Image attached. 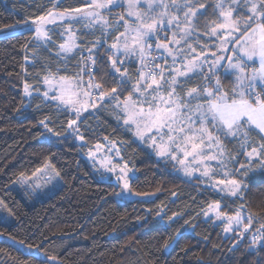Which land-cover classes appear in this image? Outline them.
<instances>
[{
    "label": "trees",
    "instance_id": "obj_1",
    "mask_svg": "<svg viewBox=\"0 0 264 264\" xmlns=\"http://www.w3.org/2000/svg\"><path fill=\"white\" fill-rule=\"evenodd\" d=\"M192 2L205 5L199 9L204 15L198 13L194 28L203 47L214 53L217 48L209 28L219 14L218 0ZM53 3L0 0V199L8 210L0 221V264H33V258L53 264L47 260L53 255L57 264H264V239L256 240L264 233V176L259 171L247 178L240 174L244 171L240 164L247 160L242 137L221 135L232 176L247 185L242 196L225 197L199 178H184L174 162L140 144L115 118L109 97L102 108L81 116L73 128L68 122L76 115L45 100L41 93L48 75L91 76L102 85L101 91L116 88L112 95L123 100L134 94L138 79L135 62L128 64L134 73L129 79L113 71L108 44L121 27L109 35L102 30H80L79 48L66 58L59 48L65 24L53 27L45 43L37 40L33 30L6 32L38 20L49 10L85 8L90 0H60L56 8ZM125 11L121 5L105 14L114 24ZM237 14L248 15L242 10ZM99 42L104 43L94 52L92 68L88 52ZM217 73L223 90H230L234 77L222 69ZM26 84L33 91L30 97L25 95ZM185 84L212 87L215 78L204 70ZM78 135L85 144L78 143ZM106 140L119 145L123 160L135 170L130 189L140 198H118L121 187L103 179L82 156V148ZM257 143L254 135L246 148ZM48 162L60 173L62 188L45 200L27 203L10 185ZM215 202H221V211L229 215L243 211L244 227L251 220L248 231L241 227L227 236L222 225L206 219L204 211Z\"/></svg>",
    "mask_w": 264,
    "mask_h": 264
},
{
    "label": "snow or ice",
    "instance_id": "obj_2",
    "mask_svg": "<svg viewBox=\"0 0 264 264\" xmlns=\"http://www.w3.org/2000/svg\"><path fill=\"white\" fill-rule=\"evenodd\" d=\"M147 10L141 11L136 6L140 0H128L129 10L128 16L135 17V26L129 25L125 17L121 15L119 20H125V30L120 32L116 37L115 43L111 48L119 52V41L124 38L123 52L125 55L136 54L139 52L141 63L147 71H141L137 79V84L134 91L139 93L135 97L130 93L126 100L123 101L122 111L125 113L123 122L125 125L135 127V135L141 140L148 135L157 149V155L164 157L169 156L173 160H177L176 153H183L184 159H180L179 163L183 164L184 160L192 157L193 160H214L215 155H209L204 152L207 146L211 148L216 145L221 146V135L241 138V148H245V156L247 160L240 164V169H244L240 174L244 177H249L250 172L259 171L264 176V87L257 90V82L264 85V0H244L247 6L248 15H233L236 12L234 5H239L240 0H218L215 8L219 10L218 17L211 22L209 28L210 35L221 40L218 46L220 52L230 51L231 56L225 58L223 55L216 56V59L211 62L209 71L215 78V85H208L202 88L192 87L187 90L186 97L180 96L178 87L182 88L180 77L191 78L190 73L202 72L204 61H200L201 55L198 53L195 58L188 59L185 55L186 63H182L181 68L173 67L170 71L174 73L170 78L164 76V69L160 72H155L147 63H145V49L151 48L147 43L150 36L156 34L158 30L167 23L172 26L175 23L176 28L182 35L177 38V32H173V40L171 43L177 45L185 41L192 34V28L195 19L198 18V13L203 16L204 13L199 12L205 5L200 3L198 6L192 0H145ZM60 3V0H54L53 8ZM120 0H90L88 8L91 11H86L83 8L64 9L62 12H54L49 10L46 15L38 17L34 20L36 24V37L50 39L47 31L44 30V25L54 24L57 20L73 21L76 19H87L90 24H101L106 26L108 21L103 14V10L111 9L114 6H119ZM79 14L73 15V14ZM181 13L183 21H181ZM118 23V21H117ZM183 24V26H181ZM72 25L68 23L66 31L69 33L67 40L59 45L60 51L71 53L78 45L76 44L75 34L71 32ZM228 44H232L231 49L227 48ZM157 47H163L169 51V55L173 57V64L177 62V57L172 50L167 48V44H157ZM190 52H195L196 49L191 44L187 45ZM91 51V49H89ZM182 55L183 49L178 50ZM91 59V57H89ZM227 60L226 65L222 61ZM256 63L253 64L252 62ZM122 63L118 60H112V67L116 72L121 73L118 64ZM160 68V65H155ZM220 68L224 73H230L234 77L233 86L230 90L225 91L222 88L220 76L214 69ZM208 79L207 76L204 77ZM55 81V88L53 82ZM141 81L143 84L141 85ZM44 82L49 85L47 91L43 95L48 99L58 100L61 104L69 107L76 113V118L69 120L68 127L73 128L81 115V109L87 110L88 100H81V92L77 89L79 85H74L66 76L55 77L45 76ZM126 82L121 81V86H125ZM166 85V87H165ZM89 87L100 89L101 84H89ZM25 95H31L29 86L25 85ZM58 91V95L49 96V92ZM116 88H111L108 91H100L96 95L97 101H103L106 97L111 96L112 99L118 100V96H112L116 93ZM92 94L83 92V96L90 97ZM204 97L202 101L198 98ZM193 101H198L193 104ZM92 107L96 103L91 104ZM193 115L196 119H193ZM198 121V126H197ZM46 128L48 125L41 121ZM131 130V128L129 129ZM48 131H52L48 128ZM78 132V128L74 129ZM57 134V133H54ZM255 135L258 140L257 144H253L248 150L246 145L249 140ZM159 137L160 142H157ZM166 137V139H165ZM82 139V137H80ZM100 145H97L99 148ZM224 153L221 150L220 155ZM51 169V172L56 176L60 173L51 164H45L44 167L38 168L36 172H45ZM112 170V169H109ZM123 171V170H122ZM186 174H191L189 169H185ZM23 175V174H22ZM203 175H208V170H205ZM126 177L118 176V180H123V189L129 190V184ZM219 184L228 185V193L236 196L242 193L247 187L244 181L239 179H229L227 181H217ZM37 187L39 185L37 184ZM224 189H221L223 191ZM120 195V193H117ZM0 203H3L0 201ZM210 208L215 211L217 218L226 217L229 221L225 231L231 229L232 223L240 224L241 213L239 210L234 215H228L226 212L220 211V204L210 205ZM207 215V213H206ZM249 224L245 225L244 231H248ZM264 228V225H261ZM264 239V233L256 240ZM23 243V242H21ZM32 248L31 245H27ZM39 248V246H36ZM165 248L169 247L166 243ZM47 260H51L53 264H57L56 256H47ZM33 264H46V261L33 258Z\"/></svg>",
    "mask_w": 264,
    "mask_h": 264
},
{
    "label": "rangeland",
    "instance_id": "obj_3",
    "mask_svg": "<svg viewBox=\"0 0 264 264\" xmlns=\"http://www.w3.org/2000/svg\"><path fill=\"white\" fill-rule=\"evenodd\" d=\"M121 5H124L126 8L125 14L123 15L125 17V20L128 21L129 25L135 26V17L134 16L130 17L127 15V12L129 10L128 0H120L119 6H121ZM119 6H114L111 9H116ZM136 7L141 11H145V10H147V3L145 2V0H140V3ZM234 7H236V12H238L239 10H242V11L247 13V6L244 4V0H240V4L234 5ZM83 9H85L86 11H91V9L88 8V6L83 8ZM111 9L103 10V14L108 21L106 26H101V24H90V21L87 19H76V20H73L70 22L67 20H65V21L57 20V22L54 24L44 25V30L47 31L48 36L50 37V32H51L53 27H55L57 25L65 24L64 25V31H63L64 42H65L67 40L68 35H69V33L66 31V27H67L68 23H71V25H72L71 32L75 34L76 44L78 45V47H76L71 53H64V52L60 51V54L66 58V57L73 55L76 52V50L79 48V31L80 30H84V31H88V32H95L98 30H102L106 33V35H109L111 33V31H113L114 29H116L118 27H121L122 28L121 32H124L125 20H119L118 19L117 20L118 23L116 21L114 24H110L109 17L105 13ZM236 12L233 13L234 16H236L235 15ZM73 15L78 16L79 14L74 13ZM181 21H183L182 13H181ZM195 21H196V19H195ZM36 26H37L36 24L31 22V23L24 24L21 27H15V28H12L10 30H6V32H14L17 29L33 30L35 32ZM181 26H183V24ZM161 29H162V31L160 33H158L159 32V30H158V32L156 34L150 36L147 40V43L151 45V48L145 49V63H147L157 73L160 72L161 68L164 69V76L167 78H170L171 75L174 74L170 71L173 67L181 68L182 63H186L185 55H187L188 59H193L196 57V55L198 53H200L202 55H201L200 61H197V62L199 63L201 61H204L202 72H204V70H205L208 75H212L211 72L209 71V66H210L211 62L216 59V56L212 55L211 50H208L209 48H206V46L203 47L204 44H202L201 41L199 40V34L197 33L196 29L194 28V25L192 28V34L190 36H188L185 41H182L181 44H179V45L170 42L173 40L172 33L174 31L177 32V38H179V35H182V33H180L179 30L176 28L175 23H173L172 26H168L167 23H165L161 27ZM166 29H168V30H166ZM35 35H36V33H35ZM214 37L215 36H213V38ZM37 40L39 42L45 43L49 39H43V38L38 39L37 38ZM115 42H117L116 38L113 42L108 44V47L113 53L112 60H118V61L122 62V63L118 64V67H120L121 72H123L124 75L121 76V73L116 72L113 69L115 74H117L121 79H125V78L129 79V77L134 75L132 69L128 68V64H130L131 62H135L138 65V68H137L138 77H139V74L141 71H147V69H145L141 63V57H140L138 51L134 55L133 54H129V55L124 54V52H123L124 38L123 37H121V39L119 41V45H120V49H121L119 52H117L116 49L111 48V45ZM102 43H104V42H99V44H97V46H94L91 49V51L88 52V54H89L88 61H89V64L92 68L94 67V60H93V57L95 54L94 52ZM157 44H167V48L172 50L173 54H175L177 57V62L175 63V65L173 64L172 55H169V51L163 47L158 48ZM188 44H191L192 47L196 49V51L190 52L188 47H187ZM216 44L219 46L221 44V40L217 39ZM230 47H231V44H228L227 48L230 49ZM179 49H183V52H184L183 55L178 51ZM216 55H218V56L223 55L225 58H227L228 57V51H225V52H222V54H216ZM89 57H91L92 61L89 60ZM225 61H227V60L225 59ZM225 61H222V64H224ZM155 65H160V68H156ZM219 70H220V68L214 69V71H216V72ZM199 73H201V72L190 73L189 76L192 77L193 75H196ZM48 76L55 77L56 79H58L61 75H48ZM66 77H68V76H66ZM68 78H69L70 82L73 83L74 85H79V88L77 90L81 92L80 99L82 101L83 100L89 101V104L87 106V110L81 109L80 117L83 116L87 112L97 111L98 109H100L104 106L103 101H97L96 100V95L101 91V89L89 87V84H96L95 80L91 76H85V75L82 76L81 75L79 77H68ZM179 79L182 82V88L178 87L177 90H178L180 96L187 98L186 92L188 89H190V87L187 84H185V81L188 80L189 78L180 77ZM136 84L134 85V87L136 86ZM142 84H143V81H141V85ZM257 84H260V83L257 82ZM53 87L55 88V81L53 82ZM165 87H166V85H165ZM262 87H264V85H262ZM48 88H49V85H47L44 82V91L41 94L43 95V93L45 91H47ZM183 90H184V93L182 92ZM29 91L31 92V95H32L33 91L30 88H29ZM83 92H89L92 95L90 97H85V96H83ZM58 94H59L58 91L49 92V96L58 95ZM31 95H27V96L30 97ZM133 96H134V98L138 97L139 93L134 91ZM43 97L45 98V100L51 101V102L55 103L58 107L63 108V109H67L71 113L76 115V113L74 111H72L69 107H66L65 105L61 104L58 100L48 99L44 95H43ZM198 99H199V101H202V96ZM108 101H109V104L114 111L115 118L124 124L123 119H124L125 113L121 110L123 107V101L124 100L120 99V98L118 100L112 99L111 96H109ZM93 102L96 103L95 107L91 106V104ZM196 102H198V101H193V104H195ZM193 119H196V117L194 115H193ZM124 126L127 127L128 129L131 128L130 131L133 132L135 139L140 144H142L144 147L148 148L150 151H152L153 153H155L157 155V149H156L155 145H153L152 141L150 139H148V135H152V133H149L148 135L145 136V138L143 140H141L139 137H137L135 135L136 130H135L134 126H129V125H125V124H124ZM197 126H198V121H197ZM80 137H82V136L78 135L76 138L78 143L80 145L85 144V140L83 139V137H82V139ZM165 139H166V137H165ZM157 142L158 143L160 142L159 137H157ZM97 145H100V147L97 148ZM221 150L224 153L222 156L220 155ZM204 152L209 154V155H215L217 158L214 160L200 161L198 159V160L194 161L192 157H188L187 159L184 160V163L181 164V163H179V160L184 159L183 153H176L178 156L177 160H173L169 156H164V157H161L159 155H157V156L159 158L167 159V160L174 162L178 166L179 173L186 179L191 180L194 178H199L206 185L213 187L216 191H218L221 195H223L225 197L242 196L245 188H244L242 193H238L236 196H232L228 193V190H227L228 185L226 183L225 184L217 183V181H221V180L227 181L229 179L234 178L232 176V170H231V166H230L229 156H228L226 149L224 148L222 142H221L220 148H217L216 145H213L211 148L206 146L204 148ZM81 154L90 163V165L93 167L94 171L101 174V177L103 179L113 180L115 183H117L121 187V190L119 192L120 195H117L118 198L129 199V200L140 198V196L137 193L131 191V189H130V181L135 176V170L133 168H131L127 164V162H125L123 160L121 149L117 143H115L113 141L106 140L105 142L98 143L94 147L89 148L87 150L82 148ZM46 164H51V163L48 162ZM186 168L190 170V172H191L190 175L185 173ZM109 169H112V170H109ZM205 170H208V175H203ZM125 173H126L125 178L128 181L130 191L124 190L122 187L123 180L117 179L118 176H124ZM37 184L39 185V187H37ZM63 184H64V182H63L62 178L60 177V175L56 176L54 173L51 172V169H48L42 173L41 172H35L32 175L21 176L10 185V188L20 192L24 196V198L26 199L27 203H34V202L45 200V199L53 196L55 193H57L62 188ZM221 189H224V190L221 191ZM0 201H2V200L0 199ZM216 203L220 204V211H221L222 203L221 202H215L213 204H216ZM213 204H211V205H213ZM206 213H207V215H206ZM240 213H241L242 223L236 224L233 222L231 225V229L229 231H225V228L228 226V223H229L227 218L222 217V218L218 219L216 214H215V211H213L210 208V206L204 211V217L206 219L214 220V222L216 224L222 225L223 231L225 232V234L227 236H229V235L233 234L234 231L240 229L241 227H244L243 220L246 217V214L243 211H240ZM7 214H8V210L5 206V204L0 203V221H3L4 217L7 216Z\"/></svg>",
    "mask_w": 264,
    "mask_h": 264
},
{
    "label": "crops",
    "instance_id": "obj_4",
    "mask_svg": "<svg viewBox=\"0 0 264 264\" xmlns=\"http://www.w3.org/2000/svg\"><path fill=\"white\" fill-rule=\"evenodd\" d=\"M172 29V28H171ZM166 30H168V29H166ZM162 31V29L160 28L159 29V32L158 33H160ZM213 37V36H212ZM214 44H215V46H216V48H217V50L215 51V53L216 54H222V52H219L218 51V45L216 44L217 43V39L214 37ZM233 47V45L231 44V47H230V49ZM232 55V53L230 52V51H228V56H231ZM216 56H218V55H216ZM226 63H227V61H225V65H226ZM253 64H255L256 62L255 61H253L252 62ZM262 87V85L261 84H257V90L259 91L260 90V88ZM204 99V97H202V100Z\"/></svg>",
    "mask_w": 264,
    "mask_h": 264
}]
</instances>
